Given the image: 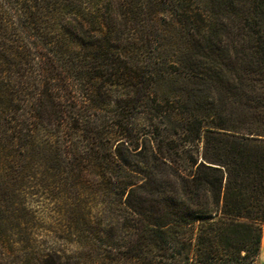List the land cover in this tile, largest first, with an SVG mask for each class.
Listing matches in <instances>:
<instances>
[{
	"label": "trees",
	"instance_id": "obj_1",
	"mask_svg": "<svg viewBox=\"0 0 264 264\" xmlns=\"http://www.w3.org/2000/svg\"><path fill=\"white\" fill-rule=\"evenodd\" d=\"M262 226L264 0H0V264H255Z\"/></svg>",
	"mask_w": 264,
	"mask_h": 264
},
{
	"label": "rangeland",
	"instance_id": "obj_2",
	"mask_svg": "<svg viewBox=\"0 0 264 264\" xmlns=\"http://www.w3.org/2000/svg\"><path fill=\"white\" fill-rule=\"evenodd\" d=\"M94 213H96V211H94ZM94 222H95V225L96 226H99V228L100 229H102V230H104L105 232H108V229L105 227V222L102 224V222H103V220H102V218H100L99 216L97 217V218H95L94 219ZM105 240H107L106 238H105ZM111 240V238H108V241H106V242H109ZM102 242H104L103 240H102ZM105 244V243H104ZM108 244H110V242L109 243H106V245H108ZM98 245H100V244H98ZM65 247H66V245H65ZM69 250L71 249V247H67ZM86 252H87V250H83L82 251V264H88V262H89V256L86 254ZM94 258V260H96V257H93Z\"/></svg>",
	"mask_w": 264,
	"mask_h": 264
},
{
	"label": "crops",
	"instance_id": "obj_3",
	"mask_svg": "<svg viewBox=\"0 0 264 264\" xmlns=\"http://www.w3.org/2000/svg\"><path fill=\"white\" fill-rule=\"evenodd\" d=\"M263 240H264V226H262V231H261L259 256L255 264H264V241Z\"/></svg>",
	"mask_w": 264,
	"mask_h": 264
},
{
	"label": "bare ground",
	"instance_id": "obj_4",
	"mask_svg": "<svg viewBox=\"0 0 264 264\" xmlns=\"http://www.w3.org/2000/svg\"><path fill=\"white\" fill-rule=\"evenodd\" d=\"M264 241V240H263Z\"/></svg>",
	"mask_w": 264,
	"mask_h": 264
}]
</instances>
